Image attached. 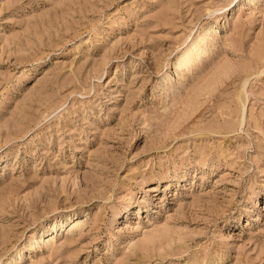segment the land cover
<instances>
[{"label":"rangeland","instance_id":"1","mask_svg":"<svg viewBox=\"0 0 264 264\" xmlns=\"http://www.w3.org/2000/svg\"><path fill=\"white\" fill-rule=\"evenodd\" d=\"M0 264H264V0H0Z\"/></svg>","mask_w":264,"mask_h":264}]
</instances>
